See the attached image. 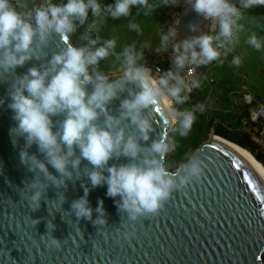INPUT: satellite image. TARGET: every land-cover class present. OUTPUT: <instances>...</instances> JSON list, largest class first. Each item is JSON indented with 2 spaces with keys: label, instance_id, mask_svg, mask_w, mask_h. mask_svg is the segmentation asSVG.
<instances>
[{
  "label": "clouds",
  "instance_id": "obj_1",
  "mask_svg": "<svg viewBox=\"0 0 264 264\" xmlns=\"http://www.w3.org/2000/svg\"><path fill=\"white\" fill-rule=\"evenodd\" d=\"M178 2L164 0L165 5ZM188 3L205 20L218 26V34L201 33L173 43L175 70L170 68L158 78L152 76L150 67L139 63L144 60V53L138 52L135 44L125 46L116 54V60L121 61L118 79L100 71V61L113 55L116 41L108 39L97 46L98 40L90 31L82 36L87 41L84 46L68 44L52 53L45 63L29 67L23 75L15 74L8 91V108L17 122L11 129L12 135L25 140L20 161L34 173L31 181L25 183L30 193L26 199L31 210H38L41 201L47 200L50 186L66 189L68 181L79 179L73 177L84 160L90 165L86 177L91 188L107 184V195L120 197L116 201L118 211L127 214L129 221L157 213L175 190L199 179L204 165L195 155L175 171H169L165 166L164 157L174 150V142L161 137L152 139L151 144H141V141H148L154 131L151 108L166 98H171L175 104L187 101L188 95L182 93L199 87V81L186 82L180 70L220 60L222 49H225L223 55L227 56L226 42H231L236 35L241 9L264 6V0H239L240 7L232 0H188ZM133 7L143 8L145 15L154 10L149 0H114L104 7V12L119 19L128 17ZM89 10L95 16L101 14L98 0H66L62 3L47 0L27 13L18 11L12 0H0V72L15 73L18 66L37 59L34 56L37 47L42 50L54 34L65 37L76 30L77 24L83 26ZM178 24L177 19L169 26L156 52L168 50L169 41L179 36ZM129 27L140 31L136 23ZM247 43L257 51L264 46V41L255 33L250 35ZM233 63L238 65L239 57H235ZM193 72L194 68H189V73ZM129 84L135 88H127ZM126 90L128 96L120 102L119 115H113L109 105ZM197 109L202 112L203 105L185 111L171 109L172 121L179 123L182 136L191 130ZM53 117L62 119L54 121ZM128 126L134 131L129 132ZM33 145L37 146L43 159L36 153H29L28 149ZM121 157L127 158L128 162L109 165L110 160ZM49 165L56 174L49 170ZM90 190L88 186L84 187V194L71 202V210L77 220L86 218L94 225H106L103 200L98 202L95 209L98 215L93 220V208L88 200ZM60 194L62 207L66 197L63 192ZM35 221L39 223V220ZM54 227L52 223V229ZM51 243L59 246L60 240L52 237Z\"/></svg>",
  "mask_w": 264,
  "mask_h": 264
},
{
  "label": "water",
  "instance_id": "obj_2",
  "mask_svg": "<svg viewBox=\"0 0 264 264\" xmlns=\"http://www.w3.org/2000/svg\"><path fill=\"white\" fill-rule=\"evenodd\" d=\"M202 18L189 4L177 25L180 39L199 35ZM65 37L54 34L45 48L37 47V59L18 66L15 73L0 72V264H264V181L244 159L214 139L217 121L207 139L180 163L197 156L204 165L202 175L175 190L155 214L129 221L127 214L118 211L120 197L107 195V184L91 188L86 160L73 177L79 179L68 181L66 189L50 186L47 200L41 201L38 210H31L25 183L34 173L20 161L24 138L11 133L17 122L8 108V91L15 74L23 75L29 67L45 63L52 53L72 44L69 35ZM88 91H92L91 85ZM127 96L126 90L109 105L113 115H119L120 102ZM151 119L154 131L142 145L167 138L174 125L161 100L151 108ZM127 130L134 131L131 126ZM28 151L43 159L36 145ZM127 162L121 157L110 160L109 165ZM49 170L56 174L50 165ZM85 186L91 189L88 200L93 220L98 202L103 200L106 225L77 220L72 212L71 202L84 194ZM60 192L66 197L62 207ZM52 237L60 240L59 246L51 243Z\"/></svg>",
  "mask_w": 264,
  "mask_h": 264
},
{
  "label": "trees",
  "instance_id": "obj_3",
  "mask_svg": "<svg viewBox=\"0 0 264 264\" xmlns=\"http://www.w3.org/2000/svg\"><path fill=\"white\" fill-rule=\"evenodd\" d=\"M54 1L66 2V0ZM183 1L165 5L164 0H149V3L154 6V10L149 15L144 14L143 8L133 7L128 17L113 19L104 12V7L114 3V0H98L101 4V14L95 16L89 10L84 25L77 24L76 30L69 34L71 43L77 47L84 46L87 41L82 39V36L86 31H90L92 37L98 40L97 46L108 39H114L116 46L113 55L100 61L98 67L100 71L115 78L117 74H121V61L116 60V54L120 53L125 46L135 44L136 50L144 53V60L139 63L148 64L151 58L150 53L161 45V36L167 32L163 16L170 10L178 8ZM232 2L240 7L239 0H232ZM14 6L18 11L26 9V4L22 0H17ZM241 11L242 16L237 20L236 35L231 42H226L228 55L213 68L217 83L204 88L205 76L202 69L196 76L199 87L194 89L190 98L183 104L174 103L173 105L175 109L185 111L207 102V107H203L202 112L198 109L195 111L196 119L186 136L180 134L178 122L169 129L168 139L171 143H175V148L164 160L168 169L173 170L178 167L194 148L207 139L214 121L218 122L215 128L216 135L246 148L264 166V153L251 135L240 128V119L246 113V107L241 106L240 103L236 106L232 105L233 99L239 96L243 87L264 102V46L257 51L247 43L253 33L264 41V6L241 9ZM131 23L138 24L140 31L131 29L129 27ZM235 57L240 59L238 65L233 63Z\"/></svg>",
  "mask_w": 264,
  "mask_h": 264
},
{
  "label": "built area",
  "instance_id": "obj_4",
  "mask_svg": "<svg viewBox=\"0 0 264 264\" xmlns=\"http://www.w3.org/2000/svg\"><path fill=\"white\" fill-rule=\"evenodd\" d=\"M189 6L188 0H184L180 6L174 9L172 14V23L175 20H179V18L184 14L185 10ZM219 28L218 26H214L211 21L205 20L204 17L199 21V35L201 33H209L212 35L218 34ZM180 37L178 38V41ZM225 49H222V55L220 60L212 61L207 65L201 66H187L184 69L180 70L181 76L185 79L186 82L190 83L192 79H196L197 73L200 70H204L205 76V84L203 85L204 88L211 87L214 83H217V79L214 77L213 68L219 64L222 60H224L227 56L223 55ZM151 58L147 64L148 67L152 69V75L154 77H159L163 75V72L173 68L172 64V56H173V49L172 46L168 44V50L164 52H155L150 54ZM228 55V54H227ZM189 68H194L193 73H189ZM160 69V71H157ZM195 88H192L191 92H184L182 95H188V99L194 92ZM173 107L174 102L171 101V98H168ZM246 107V113L240 119V128L241 130L248 132L252 139L258 144L260 150L264 153V102L258 100L255 95L250 92L246 87H243L239 92V96L235 98L232 102V105H238ZM207 102L203 103V107L206 108Z\"/></svg>",
  "mask_w": 264,
  "mask_h": 264
},
{
  "label": "bare ground",
  "instance_id": "obj_5",
  "mask_svg": "<svg viewBox=\"0 0 264 264\" xmlns=\"http://www.w3.org/2000/svg\"><path fill=\"white\" fill-rule=\"evenodd\" d=\"M164 99H161L164 106L171 112L170 108L164 103ZM214 139L227 147H229L231 150H233L236 154H238L242 159L245 160L246 163H248L252 169L259 175V177L264 181V167L261 163H259L255 158L245 149L236 146L235 144H232L218 136H215Z\"/></svg>",
  "mask_w": 264,
  "mask_h": 264
},
{
  "label": "rangeland",
  "instance_id": "obj_6",
  "mask_svg": "<svg viewBox=\"0 0 264 264\" xmlns=\"http://www.w3.org/2000/svg\"><path fill=\"white\" fill-rule=\"evenodd\" d=\"M17 0H12V3L14 4L15 2H16ZM22 2H25V4H26V9H24V11H20V12H23V13H27V12H29V11H32V7L33 6H39V5H41V4H45L46 2H47V0H22ZM53 2L54 3H56L54 0H53ZM173 11L174 10H170L168 13H166L164 16H163V18H164V25L166 26V30H167V32H168V28H169V26L170 25H172L173 23H172V14H173ZM166 32V33H167ZM166 33H164V34H166ZM163 34V35H164ZM162 35V36H163ZM162 36H161V38H162ZM178 38H179V36H177L174 40H170L169 41V45H173V43H176V42H178ZM159 47H161V45L159 46ZM156 50V49H155ZM155 50L154 51H152V53H150V54H153L154 52H155ZM121 74H117V76H120ZM153 76V75H152ZM154 77V76H153ZM234 100V99H233ZM164 101V103L170 108V110L172 109V108H174V107H171V104H170V101H169V99L168 98H166V99H164L163 100ZM206 107H207V104H206ZM167 140L169 141V139H168V137H167ZM170 142V141H169ZM171 143V142H170ZM168 154H169V152L165 155V158H167V156H168ZM170 170V169H169Z\"/></svg>",
  "mask_w": 264,
  "mask_h": 264
},
{
  "label": "snow or ice",
  "instance_id": "obj_7",
  "mask_svg": "<svg viewBox=\"0 0 264 264\" xmlns=\"http://www.w3.org/2000/svg\"><path fill=\"white\" fill-rule=\"evenodd\" d=\"M65 40H67V37H65ZM156 111H160V109H156Z\"/></svg>",
  "mask_w": 264,
  "mask_h": 264
}]
</instances>
